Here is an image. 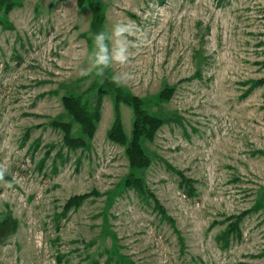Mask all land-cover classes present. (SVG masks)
I'll return each instance as SVG.
<instances>
[{
  "label": "rangeland",
  "instance_id": "rangeland-1",
  "mask_svg": "<svg viewBox=\"0 0 264 264\" xmlns=\"http://www.w3.org/2000/svg\"><path fill=\"white\" fill-rule=\"evenodd\" d=\"M102 3L107 30L130 19L142 41L102 76L80 75L93 36L77 0L0 7V219L20 223L0 264H264V0ZM80 93L102 98L91 137L63 105ZM116 93L164 120L148 167L109 139L117 110L129 142L135 120Z\"/></svg>",
  "mask_w": 264,
  "mask_h": 264
},
{
  "label": "trees",
  "instance_id": "trees-1",
  "mask_svg": "<svg viewBox=\"0 0 264 264\" xmlns=\"http://www.w3.org/2000/svg\"><path fill=\"white\" fill-rule=\"evenodd\" d=\"M6 0H0V7L5 3ZM15 1V0H14ZM67 1V0H59ZM103 0H77V4L80 9L88 10L91 13L90 29L89 32L94 33L106 29V13L102 3ZM18 5L17 1L14 2V6ZM7 11L12 10L11 4H6ZM0 20V26L2 25ZM107 72V70L105 71ZM254 85L262 86L264 85V79L253 82ZM251 90H249V93ZM103 95H105L107 90H105ZM100 93V94H101ZM83 93L79 95H65L63 96V105L66 111L73 117V119L82 127V132L84 136L91 137L97 130L98 123L101 120V105L102 98L99 97L96 105H89L88 102L84 101ZM102 95V94H101ZM103 97V96H102ZM164 99L167 98L163 95ZM116 99L118 102H124L131 105L134 108V125L132 132L131 141H127V135L124 131L123 123L121 120L120 111L117 110L116 119L109 132V139L112 142L119 144H126L127 156L129 158L130 166L133 169H139L148 167L151 163V159L145 153L143 149V141L152 139L155 133L162 127L164 120L158 116L150 114L147 110L143 108V102L141 99L134 96L123 97L116 93ZM94 108V109H92ZM70 123H62V129L69 131ZM70 146L72 148L82 147L85 145V139L83 137L70 139ZM126 184L132 188H135L141 194L144 193L142 185H138L131 177L127 179ZM94 195H98V192H93ZM85 197L75 198L71 200L68 204L64 206L66 210H71L73 207H78L84 201ZM249 212H244L240 216L245 217ZM20 228V223L18 219L11 215H7L0 219V244L6 242L7 239L15 235ZM239 234V233H238ZM241 235V233H240Z\"/></svg>",
  "mask_w": 264,
  "mask_h": 264
},
{
  "label": "clouds",
  "instance_id": "clouds-1",
  "mask_svg": "<svg viewBox=\"0 0 264 264\" xmlns=\"http://www.w3.org/2000/svg\"><path fill=\"white\" fill-rule=\"evenodd\" d=\"M138 25L132 21H119L112 25L111 30H101L93 34V44L87 53V59L91 67L81 68L80 75H103L110 65L118 63L128 65L131 62V49L140 47L141 40H133L136 36ZM131 72L114 73L112 80L116 84H122L133 77ZM7 169L0 167V182L11 187V182L5 180Z\"/></svg>",
  "mask_w": 264,
  "mask_h": 264
}]
</instances>
